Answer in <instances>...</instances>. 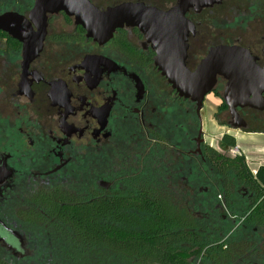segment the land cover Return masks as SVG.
Segmentation results:
<instances>
[{
	"label": "flooded vegetation",
	"instance_id": "1",
	"mask_svg": "<svg viewBox=\"0 0 264 264\" xmlns=\"http://www.w3.org/2000/svg\"><path fill=\"white\" fill-rule=\"evenodd\" d=\"M35 1L0 12L24 15L37 37L26 50L0 30V259H120L102 231L115 232V246L120 230H146L152 238V212H160L158 236L179 249L177 259L264 264V162L251 166L233 133L264 135V93L233 110L230 81L218 75L208 94L218 104L207 114L208 95L202 107L180 96L139 28L119 29L100 45L63 12L47 15L35 54L41 28L29 18ZM91 1L101 9L118 5ZM136 2L162 11L177 5ZM243 11L237 0H223L188 12L181 43L187 69L196 71L215 48L240 46L264 70V34L247 45L231 38ZM153 198L160 209L151 208ZM88 211L97 221V247L79 239L81 226L73 223V214Z\"/></svg>",
	"mask_w": 264,
	"mask_h": 264
},
{
	"label": "water",
	"instance_id": "2",
	"mask_svg": "<svg viewBox=\"0 0 264 264\" xmlns=\"http://www.w3.org/2000/svg\"><path fill=\"white\" fill-rule=\"evenodd\" d=\"M223 0H177V5L162 11L143 2H123L101 9L91 0H36L29 18L41 24L35 54L42 49L46 35L47 15L61 12L74 20L86 32L87 39L104 45L113 39L117 30L124 27H137L147 40L155 45L158 53L156 66L162 71L180 96L197 101L203 106L206 96L216 85L218 75L230 81L227 102L231 109L249 103V96L264 93V70L256 65L251 52L240 46H222L211 51L209 57L196 71L185 65L187 27L190 22L186 16L190 10L201 12L212 8ZM43 25V26H42ZM29 26V20L17 12L0 14V30L8 32L25 43V49L33 48L37 37ZM192 27V26H191ZM175 43V44H172ZM26 57L29 56L26 52ZM175 61L171 62L170 58Z\"/></svg>",
	"mask_w": 264,
	"mask_h": 264
},
{
	"label": "rangeland",
	"instance_id": "3",
	"mask_svg": "<svg viewBox=\"0 0 264 264\" xmlns=\"http://www.w3.org/2000/svg\"><path fill=\"white\" fill-rule=\"evenodd\" d=\"M23 2H34L35 0H20ZM98 5L106 8L108 6L119 4L125 1H133L136 2L138 0H93ZM155 5H158L162 8H167L173 5L176 0H143ZM240 5L243 7V12H247L245 17H237V20H234L231 29H232V40L236 39V37H241V41L243 44L247 45L250 39H260L262 34H264V0H256L255 3L253 0H237ZM2 2V6H12L13 3L11 0H0ZM228 8V3H225L222 7L217 8L216 12L221 13ZM9 8L2 9L3 12L8 10ZM207 13V12H206ZM229 19H234L229 16ZM62 17L58 18L55 22H62ZM242 21H245L242 23ZM65 23V22H64ZM72 28V26H71ZM70 29V24L66 23L64 25V30ZM206 110L207 114L213 113L215 110V106L218 104L217 100H214L211 95H208L206 99ZM216 124V123H214ZM209 129H211L212 137L215 135L219 136V132L221 131L215 125L208 123ZM237 138L238 146L246 153L247 158L251 164V166L255 167L259 164V162H264V135H258L255 137H243L237 132H233ZM205 184H201V186ZM36 235V233H34ZM43 235H45L43 233ZM38 236V235H37ZM186 255V254H184ZM4 256V250L0 249V258ZM122 259V258H120ZM120 259H91L93 260V264H125ZM9 264H80L86 263L88 259H2Z\"/></svg>",
	"mask_w": 264,
	"mask_h": 264
},
{
	"label": "trees",
	"instance_id": "4",
	"mask_svg": "<svg viewBox=\"0 0 264 264\" xmlns=\"http://www.w3.org/2000/svg\"><path fill=\"white\" fill-rule=\"evenodd\" d=\"M11 1L13 3L12 6H1V10L4 8L17 9V1L20 0ZM232 144L235 146L236 143L234 140H232ZM150 206L152 209H160L163 205L159 198H153ZM73 216H76L77 219L74 220L73 223L81 226V228L78 229V232L82 237L79 239H83L88 243H93V245L97 247V235L99 234V231L94 226L97 223L95 216L89 211L85 213H75ZM151 217L152 221L151 225L148 226V229L152 238L147 237L148 233L146 230L144 232L120 230L119 244L118 246H115L111 245V243L115 241V232L104 229L102 231L103 241L110 242V245H106L107 248L117 249L120 253V258H122L120 260L125 264H188L185 259H177L178 248L171 247V244L163 242L162 238L158 236V234L162 233L160 227L162 223L161 213L152 212ZM121 235H125L126 237L121 238ZM92 261L93 260L88 259L85 264H93ZM0 264L9 263L0 259Z\"/></svg>",
	"mask_w": 264,
	"mask_h": 264
},
{
	"label": "built area",
	"instance_id": "5",
	"mask_svg": "<svg viewBox=\"0 0 264 264\" xmlns=\"http://www.w3.org/2000/svg\"><path fill=\"white\" fill-rule=\"evenodd\" d=\"M234 152H238V149H236V150L234 149Z\"/></svg>",
	"mask_w": 264,
	"mask_h": 264
}]
</instances>
